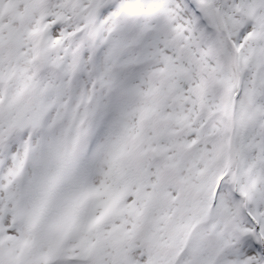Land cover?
Instances as JSON below:
<instances>
[{"label": "rangeland", "instance_id": "374dc122", "mask_svg": "<svg viewBox=\"0 0 264 264\" xmlns=\"http://www.w3.org/2000/svg\"><path fill=\"white\" fill-rule=\"evenodd\" d=\"M165 1L0 0V264H264V0Z\"/></svg>", "mask_w": 264, "mask_h": 264}, {"label": "bare ground", "instance_id": "6f19581e", "mask_svg": "<svg viewBox=\"0 0 264 264\" xmlns=\"http://www.w3.org/2000/svg\"><path fill=\"white\" fill-rule=\"evenodd\" d=\"M167 1V0H166ZM165 1V2H166ZM160 2H162V0L160 1V0H146V2H145V4H146V7H148L149 5H152V6H154V4H157V3H160ZM164 2V3H165ZM172 3H173V5L172 6H175V7H178V4H180V6H182V3L179 1V0H172ZM179 6V8L178 9H180L181 7ZM160 7H162V6H160ZM183 7V6H182ZM165 8V7H164ZM135 9V8H134ZM169 9V8H168ZM177 9V10H178ZM182 9H184V8H181V10ZM166 10V9H165ZM172 10V9H171ZM183 11V10H182ZM185 15V14H184ZM187 16V15H186ZM106 18H104V19H102L103 20V27H104V30H105V32L107 31V29L108 28H110L111 27V25H110V23H111V21L112 20H109V19H107V20H105ZM182 20V19H181ZM183 23V22H182ZM106 26H108V27H106ZM104 32V33H105ZM84 38H86V37H84ZM238 203V202H237Z\"/></svg>", "mask_w": 264, "mask_h": 264}]
</instances>
